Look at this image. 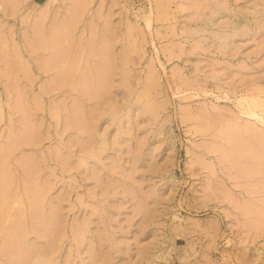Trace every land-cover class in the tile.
Instances as JSON below:
<instances>
[{"label":"rangeland","instance_id":"rangeland-1","mask_svg":"<svg viewBox=\"0 0 264 264\" xmlns=\"http://www.w3.org/2000/svg\"><path fill=\"white\" fill-rule=\"evenodd\" d=\"M263 8L0 0V264H264Z\"/></svg>","mask_w":264,"mask_h":264},{"label":"bare ground","instance_id":"bare-ground-1","mask_svg":"<svg viewBox=\"0 0 264 264\" xmlns=\"http://www.w3.org/2000/svg\"><path fill=\"white\" fill-rule=\"evenodd\" d=\"M247 9V8H246ZM264 9V8H263ZM260 9L259 12H262L264 14V10ZM214 10V9H213ZM212 12V11H211ZM227 12V9L224 8H215V13H222ZM262 14V15H263ZM248 18V17H247ZM261 19H264V15ZM248 21V20H247ZM249 22V21H248ZM246 23V24H245ZM243 24L249 26L247 22ZM242 25V24H240ZM262 27V26H261ZM237 28L240 30L242 28H245L244 25L242 27ZM262 29V28H261ZM264 30V29H263ZM237 34L240 35H248V32L240 31L237 32ZM225 41L231 42V38L225 36ZM263 82V81H262ZM248 89V88H247ZM251 89V88H250ZM253 90V89H252ZM256 92L252 94H247L248 92H245L243 96H241V101L239 105V113L241 116H247L249 119L253 120V124L246 127L243 131V134H247L248 137L254 139V141H257L260 147L264 149V87H259L255 89ZM246 91V90H245ZM249 91V90H248ZM240 130V129H239ZM238 130V131H239ZM242 131V129H241ZM240 132V131H239ZM236 136V135H235ZM231 138V137H230ZM236 138V137H235ZM231 140V139H229ZM264 154V153H263ZM262 155V154H261ZM261 163V162H260ZM263 168V167H262ZM262 174V173H261ZM6 187V186H5ZM7 191V190H6ZM8 195V194H7ZM5 205V204H4ZM8 205V204H7ZM5 209V208H4ZM6 215V214H5ZM7 216V215H6ZM5 217V216H4ZM5 223V222H4ZM4 227V226H3ZM31 262V261H30ZM35 262V261H34ZM21 264V263H20Z\"/></svg>","mask_w":264,"mask_h":264}]
</instances>
